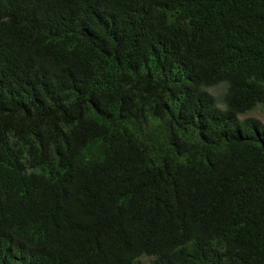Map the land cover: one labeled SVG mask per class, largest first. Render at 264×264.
<instances>
[{
  "label": "trees",
  "instance_id": "obj_1",
  "mask_svg": "<svg viewBox=\"0 0 264 264\" xmlns=\"http://www.w3.org/2000/svg\"><path fill=\"white\" fill-rule=\"evenodd\" d=\"M256 107L264 0H0V264H264Z\"/></svg>",
  "mask_w": 264,
  "mask_h": 264
},
{
  "label": "rangeland",
  "instance_id": "obj_2",
  "mask_svg": "<svg viewBox=\"0 0 264 264\" xmlns=\"http://www.w3.org/2000/svg\"><path fill=\"white\" fill-rule=\"evenodd\" d=\"M224 91H225L224 85H219L209 90V92L216 98L220 108H223L222 104L220 103V100L222 98ZM246 118H254V119L259 120L262 124H264V111L260 107H256L254 110H252L248 114L239 116L240 120H243ZM150 262H151V259L145 258V257H142L138 260L139 264H150Z\"/></svg>",
  "mask_w": 264,
  "mask_h": 264
}]
</instances>
